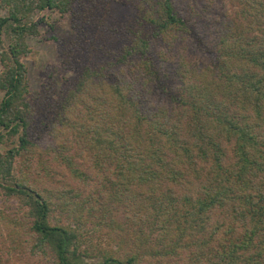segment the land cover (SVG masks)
<instances>
[{"label": "trees", "instance_id": "1", "mask_svg": "<svg viewBox=\"0 0 264 264\" xmlns=\"http://www.w3.org/2000/svg\"><path fill=\"white\" fill-rule=\"evenodd\" d=\"M228 1L0 0V264H264V0Z\"/></svg>", "mask_w": 264, "mask_h": 264}, {"label": "rangeland", "instance_id": "2", "mask_svg": "<svg viewBox=\"0 0 264 264\" xmlns=\"http://www.w3.org/2000/svg\"><path fill=\"white\" fill-rule=\"evenodd\" d=\"M189 2L197 3L195 6L194 17H200L202 21H209L214 18H220L224 13H230L232 6L228 0H189ZM201 7V8H199ZM110 13L116 19L124 18L127 8L119 5L116 2H110ZM33 20L37 21L38 33L34 36H28L26 38L29 46L32 49V53L23 58L26 68L28 84L30 89H36L41 81L43 70L48 64H58V54L56 51L55 41L51 38L52 34L65 35L69 31V23L66 15L59 17L55 11L37 10L33 13ZM53 24L52 27L50 23ZM59 33V34H58ZM13 205L15 201L9 200ZM8 200H4L3 195L0 193V207L4 211H7L9 207L5 206ZM89 228V227H88ZM106 227H102L101 230L105 231ZM97 234V232L95 231ZM2 257L7 258L5 264H28L29 261L17 251L12 249L10 245L3 246ZM28 262V263H27ZM36 262V261H35ZM37 263V262H36Z\"/></svg>", "mask_w": 264, "mask_h": 264}]
</instances>
